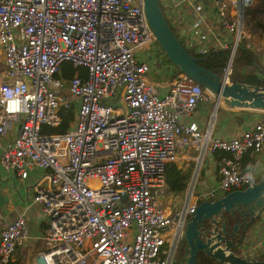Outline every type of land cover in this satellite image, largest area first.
Returning <instances> with one entry per match:
<instances>
[{"label": "built area", "instance_id": "obj_1", "mask_svg": "<svg viewBox=\"0 0 264 264\" xmlns=\"http://www.w3.org/2000/svg\"><path fill=\"white\" fill-rule=\"evenodd\" d=\"M181 1H170L176 12ZM254 1L215 0L222 24L235 34L223 46L233 58L246 37L244 11ZM185 32L193 34L186 46L202 54L211 49L209 38H219L201 16ZM155 41L144 0H0V138L14 134L0 161L24 180L36 168L46 171L34 201L48 216L47 247L35 264H174L200 201L255 182L241 160L263 149L264 121L231 138L186 123L215 95L181 71L154 78L157 56L146 50ZM63 63L86 71L66 77ZM227 72L230 80L232 64ZM6 89L19 93L20 112L7 111ZM71 107L75 119L67 131L44 130L59 126ZM192 141L230 154L221 158L213 188L168 208L161 200L169 193L167 167ZM26 238L21 214L1 230L0 264L15 261Z\"/></svg>", "mask_w": 264, "mask_h": 264}, {"label": "crops", "instance_id": "obj_2", "mask_svg": "<svg viewBox=\"0 0 264 264\" xmlns=\"http://www.w3.org/2000/svg\"><path fill=\"white\" fill-rule=\"evenodd\" d=\"M161 1L166 8L165 12H168L166 14H168L170 22L186 45L193 38L191 32H185L186 28L187 26L190 28L194 26L200 16L205 18V27L214 30L219 37L212 38L210 36L208 43L211 49H221L225 42L229 44L233 42L235 34L227 31L222 24L215 0H200V3H204V7L200 11H196L187 1L182 0L178 12L171 7V0ZM256 4L257 1H254L251 6L245 9L243 25L246 33V46L248 43H252L250 49L254 51L258 60V64L255 63L250 69L261 77L264 75V38L260 37L264 35V22L256 24L257 30L260 29V31L255 33H260V36H257L254 30L249 27L253 21L257 22V19L252 18L251 15L252 11L257 10L255 9ZM234 11L236 12V10ZM260 12H264V8ZM258 26L261 28L258 29ZM187 47L196 51L194 46ZM176 71L175 67L171 72L175 73ZM3 73L4 60L0 54V81L3 79ZM260 121H264V110L230 107L223 99L217 102L216 97L213 96L201 101L194 113L186 118V123H197L202 133L211 128V136L220 138L241 135L246 129ZM17 130L19 131V129ZM13 136L14 134H11L8 137L0 138V155L2 148ZM220 161L216 152L203 148L194 141L180 147L178 160L173 163H177L181 168L193 166L192 177L186 190L182 191L186 195L184 201H179L178 198L169 199L166 204L163 202L164 205L168 208H174L177 205L184 206L188 202H194L199 191L213 188L220 178ZM241 169L253 173L255 181L264 179V147L257 152H247L241 160ZM45 173V170L36 168L32 171L29 179L24 180L18 176L15 169L4 168L0 161V234L3 227L15 220L17 216L23 214L27 219V238L24 244L19 246L16 260L2 264H21L23 260L25 264H35L36 254L47 247L44 235L48 225V216L46 217L47 213L43 210L41 204L34 201L35 186L38 182L44 181ZM169 193L173 192L169 190ZM240 248L246 256L255 258L264 256L263 214L252 222L248 230L245 231Z\"/></svg>", "mask_w": 264, "mask_h": 264}, {"label": "water", "instance_id": "obj_3", "mask_svg": "<svg viewBox=\"0 0 264 264\" xmlns=\"http://www.w3.org/2000/svg\"><path fill=\"white\" fill-rule=\"evenodd\" d=\"M144 7L156 41L176 68L208 89L217 102L223 99L230 107L264 110V86L229 80L227 70L232 64L233 53L222 74L206 68L178 37L161 0H144ZM236 210L242 215V220L234 225V237L242 226L245 232L252 222L264 215V179L243 189H233L213 201L206 199L198 204L179 238L186 241L185 264H199L200 251L226 264H264V259L237 253L238 243L228 237L223 214H233ZM207 221L209 226L205 225Z\"/></svg>", "mask_w": 264, "mask_h": 264}, {"label": "trees", "instance_id": "obj_4", "mask_svg": "<svg viewBox=\"0 0 264 264\" xmlns=\"http://www.w3.org/2000/svg\"><path fill=\"white\" fill-rule=\"evenodd\" d=\"M163 9L165 11L164 6H163ZM172 27L176 31L173 25ZM178 37L180 36L178 35ZM246 42H247L246 38L245 37L242 38V42L240 43V45L238 46L236 50L235 56L232 61V72L230 74V80L231 81H241V82H246L249 84H256V85L264 86V75L259 77L256 75V73L251 72L252 70L250 68L253 65H255V63L258 64V60H257V56L254 53V51L246 46ZM187 48L193 55L199 58V62L201 64H203L206 68H209L218 74H222L224 72V69L228 63L230 52H231L230 48H221V49L212 48L207 53L202 54V53L196 52L195 50L189 47ZM176 69L177 71L175 75H177L180 72L178 68ZM62 70L66 77H72L77 72L85 73L86 71L84 67H76L72 63H63ZM242 71H246V72L243 73ZM75 112L76 110L74 107H71L68 110H63L62 114L64 116V119L62 123L59 126H55V127H51V126L48 128L45 127L44 130H49L52 132L67 131L71 126V122L75 119ZM216 154H217V157L221 160V158L224 155H229L230 153L223 151V150H217ZM192 173H193V166L189 168H181L178 166L177 163H170L166 171V182H167L169 190L174 193L185 191L192 177ZM223 218L226 220V223H227L228 237L234 239L238 243L239 247L236 248L235 250L237 253L241 254L242 250L240 247L242 245L245 232H243L242 230L243 226H242V228L239 231V234L236 237H234L233 228L237 222L242 220V215L239 213L238 210H236L233 214L230 212H225L223 214ZM247 230L248 228L246 229V231ZM185 245H186V241L183 240V245L179 250L177 246L174 264H185V254H186ZM256 258L264 259V256H257ZM198 263L199 264H226V263L219 261L215 257L205 253L204 251L199 252Z\"/></svg>", "mask_w": 264, "mask_h": 264}, {"label": "rangeland", "instance_id": "obj_5", "mask_svg": "<svg viewBox=\"0 0 264 264\" xmlns=\"http://www.w3.org/2000/svg\"><path fill=\"white\" fill-rule=\"evenodd\" d=\"M256 1H257V4L255 6L256 7L255 9H257V10L256 11H252L251 15H252V18L257 19L256 20L257 22L255 23L253 21L251 23V26H249L250 28H252L254 30V33L255 32H259L260 31L259 28H261V27L258 26L259 30H257L256 24H260L261 22H264V12H260L261 9L264 8V0H255V2ZM200 2L201 1L199 0L197 2V4L200 3ZM200 4H202L203 7H204V3L203 2L200 3ZM166 13H168V12L166 11ZM255 34L257 36H260V33H255ZM260 38H264V35L262 37H260ZM146 51H148L149 53H152L155 56H157V70L154 72L153 77L157 78V79H163V80L169 79V75H170L169 72H171L172 69H175V66L170 61V59L167 57L166 53L162 50V48L160 47L159 43L157 41L153 42L152 45H151V48L147 49ZM242 72L245 73L246 71H242ZM251 72H253V71H251ZM159 73H161V75H159ZM253 73H255V71ZM185 197H186V195L183 192L179 193V194H175L173 192V193H168V194L164 195L161 198V200L166 204L169 199L174 200L175 198H178L179 201H184ZM124 198H125V200H127V197H124ZM46 217H47V215H46ZM47 221H48V218H47ZM182 245H183V240L180 239L179 243H178V250L182 247ZM21 264H25L24 260L21 262Z\"/></svg>", "mask_w": 264, "mask_h": 264}, {"label": "clouds", "instance_id": "obj_6", "mask_svg": "<svg viewBox=\"0 0 264 264\" xmlns=\"http://www.w3.org/2000/svg\"><path fill=\"white\" fill-rule=\"evenodd\" d=\"M5 93L7 97H9L7 100V111L9 113L20 112L22 110V101L19 93L10 92L7 89L5 90Z\"/></svg>", "mask_w": 264, "mask_h": 264}, {"label": "flooded vegetation", "instance_id": "obj_7", "mask_svg": "<svg viewBox=\"0 0 264 264\" xmlns=\"http://www.w3.org/2000/svg\"><path fill=\"white\" fill-rule=\"evenodd\" d=\"M209 224H210L209 221H207V222L205 223L206 226H209Z\"/></svg>", "mask_w": 264, "mask_h": 264}]
</instances>
